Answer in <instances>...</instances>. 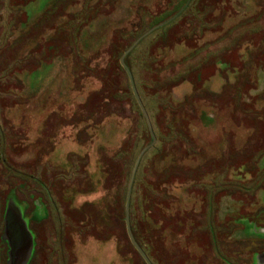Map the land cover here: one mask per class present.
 Returning a JSON list of instances; mask_svg holds the SVG:
<instances>
[{
  "label": "rangeland",
  "instance_id": "obj_1",
  "mask_svg": "<svg viewBox=\"0 0 264 264\" xmlns=\"http://www.w3.org/2000/svg\"><path fill=\"white\" fill-rule=\"evenodd\" d=\"M0 110L25 264H264V0H0Z\"/></svg>",
  "mask_w": 264,
  "mask_h": 264
},
{
  "label": "flooded vegetation",
  "instance_id": "obj_2",
  "mask_svg": "<svg viewBox=\"0 0 264 264\" xmlns=\"http://www.w3.org/2000/svg\"><path fill=\"white\" fill-rule=\"evenodd\" d=\"M2 124L0 116V264H9V241L18 240L22 229L27 228L29 181L20 174L29 175L30 166L22 167L10 160L7 138L3 136L6 127Z\"/></svg>",
  "mask_w": 264,
  "mask_h": 264
},
{
  "label": "crops",
  "instance_id": "obj_3",
  "mask_svg": "<svg viewBox=\"0 0 264 264\" xmlns=\"http://www.w3.org/2000/svg\"><path fill=\"white\" fill-rule=\"evenodd\" d=\"M26 229H22V236L18 240L9 241V264H25V251L30 244V237Z\"/></svg>",
  "mask_w": 264,
  "mask_h": 264
},
{
  "label": "water",
  "instance_id": "obj_4",
  "mask_svg": "<svg viewBox=\"0 0 264 264\" xmlns=\"http://www.w3.org/2000/svg\"><path fill=\"white\" fill-rule=\"evenodd\" d=\"M133 44H135V43H133ZM129 50V49H128ZM128 50H125V52L123 53V55L120 57V63H121V65L126 69V71H127V73H128V77H129V80H130V83H131V86H132V89H133V93H134V95H135V97H136V99H137V101H138V103L140 104V106L142 107V109H143V106H142V104H141V101H140V99H139V97H138V95L136 94L137 92H136V90H135V87H134V85H133V82H132V78H131V73H130V71L128 70V68H127V66H126V64L124 63V61H123V57H125V54L127 53V51ZM143 111V114H144V116L146 117V114H145V112H144V109L142 110ZM146 119H147V117H146ZM147 122H148V119H147ZM149 123V122H148ZM132 179H133V175H132ZM130 185H131V181H130V183H129V189H130ZM129 190H128V197H129ZM128 197H127V200H128ZM127 203H128V201L126 202V206H127ZM125 223H126V228H127V234H128V236H129V238H130V240H131V242H132V244L134 245V247L137 249V251L139 252V254L143 257V259L147 262V264H152L150 261H149V259L146 257V255L143 253V251H142V249L139 247V245L137 244V242L134 240V238L132 237V235H131V230H130V228H129V223H128V217H127V215H126V217H125ZM32 242H31V237H30V244H29V246H28V248H27V253L30 255V253H31V247H32V244H31ZM28 258V257H27Z\"/></svg>",
  "mask_w": 264,
  "mask_h": 264
},
{
  "label": "trees",
  "instance_id": "obj_5",
  "mask_svg": "<svg viewBox=\"0 0 264 264\" xmlns=\"http://www.w3.org/2000/svg\"><path fill=\"white\" fill-rule=\"evenodd\" d=\"M173 16V15H172ZM170 17V18H173V17ZM129 46V45H128ZM121 54L122 53H120V56H121ZM129 55H126L124 58H123V61H124V63L126 64V66H127V68H128V63H127V57H128ZM122 70L124 71V72H127L126 71V69L122 66ZM131 71H133V70H131ZM113 97V96H112ZM151 140H152V138H151Z\"/></svg>",
  "mask_w": 264,
  "mask_h": 264
}]
</instances>
